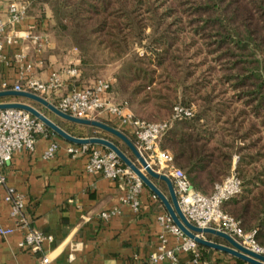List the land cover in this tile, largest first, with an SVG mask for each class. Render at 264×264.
<instances>
[{
  "label": "trees",
  "instance_id": "obj_1",
  "mask_svg": "<svg viewBox=\"0 0 264 264\" xmlns=\"http://www.w3.org/2000/svg\"><path fill=\"white\" fill-rule=\"evenodd\" d=\"M28 1L46 4L51 29L83 52L81 80L88 79L85 55L92 44L106 49L110 62L122 63L111 91L136 118L172 122L160 147L172 153L194 189L211 195L234 167L242 191L222 208L264 245V0ZM198 58L207 62L205 70ZM197 70L226 83L232 94L220 97L215 86L201 92ZM0 101L36 104L16 96ZM177 105L192 115L173 119ZM53 116L71 135L110 139L135 160L112 134ZM205 249L198 245L202 258Z\"/></svg>",
  "mask_w": 264,
  "mask_h": 264
},
{
  "label": "built area",
  "instance_id": "obj_2",
  "mask_svg": "<svg viewBox=\"0 0 264 264\" xmlns=\"http://www.w3.org/2000/svg\"><path fill=\"white\" fill-rule=\"evenodd\" d=\"M31 6L28 0H9L6 5L7 20L0 12V65L16 62L19 68V78L13 84L0 80V91L12 89L35 93L55 104L61 111L76 117L97 120H101L102 116L114 118L116 123L113 122L112 126L133 140L146 161L156 171L172 179L181 211L191 223L202 228L211 227L226 232L243 246L264 255V245H260L255 239L256 231L243 232L239 221L222 208L225 202L242 191V180L234 168L222 182L215 185L211 195H205L192 187L186 172L175 165L172 153L160 147L161 137L171 127V121L148 122L136 118L128 109L127 102L118 99L111 91L113 81L105 78H97L91 84L81 87L74 86L67 93L60 95L64 84L63 77L69 80L80 78L81 68L77 64L71 63L61 71H53L46 80H41L35 75L36 67L43 64L42 54L49 44V38L40 31L38 24H29L25 29L19 28L28 18ZM14 47L21 49L10 56L7 55L6 50ZM29 49L36 59H29ZM191 115V108L177 105L173 119ZM48 134L46 125L29 112L15 108L0 110V185L6 187L4 200L11 205V218L18 228L24 230L20 246L32 251H40L45 241H53V236L31 227L24 211V197L8 185L3 167L13 159L15 153L22 150L34 151L38 138ZM58 149L59 144L52 142L44 157L53 158ZM67 152L73 158L85 157V170L89 174L100 173L113 181L126 178L128 188L121 196L120 203L131 206L135 212L140 210V194L144 184L124 166L114 152L91 144H71ZM119 214L121 209L116 206L103 210L99 217L108 221ZM160 221L167 231L181 237L183 241L175 249H167L166 237L161 236V245L157 252L150 256L149 264L163 260H168L171 264H181L177 251L189 252L192 256L190 264H209L208 260L201 257L198 244L185 236L169 215L161 216ZM13 232L14 228L0 226L2 236ZM50 262L48 255L41 258L42 264Z\"/></svg>",
  "mask_w": 264,
  "mask_h": 264
},
{
  "label": "crops",
  "instance_id": "obj_3",
  "mask_svg": "<svg viewBox=\"0 0 264 264\" xmlns=\"http://www.w3.org/2000/svg\"><path fill=\"white\" fill-rule=\"evenodd\" d=\"M8 1L0 0V12L5 20ZM29 24H38L40 31L49 38V44L42 54L43 64L35 69V75L39 79L46 80L53 71H61L63 67L73 63L69 54L59 50L47 20L33 12L32 7L28 18L19 28L25 29ZM20 49L8 48L6 53L10 56ZM28 53L29 59H36L31 49ZM18 71L16 62L10 65L1 64L0 80L13 84L19 78ZM63 81L60 95L67 93L74 86L88 85L94 80H69L63 77ZM31 105L59 126L62 125V122L53 116L54 113L44 106L38 103ZM128 109L132 111L131 108ZM100 119L110 125L116 123L114 118L109 116H102ZM52 142H57L59 149L53 158H45V151ZM71 144L73 143L55 136V133L49 130L48 136L38 138L34 151L22 150L15 153L13 159L3 167L8 185L24 197V211L31 227L53 236V241H45L40 251L20 246L24 230L18 228L11 218V205L4 200L6 187L0 185V226L14 228L12 234L0 235V264H42L41 258L44 255L49 256L50 264H149L150 256L157 252L161 245V236L166 237L167 249H175L182 243L183 239L167 231L160 221L161 216L168 214L149 188L143 186L140 210L135 212L131 206L120 203L121 196L128 188L126 178L113 181L100 173H87L86 158H73L67 152ZM122 147L128 148L124 143ZM154 182L169 195L165 182L159 179H154ZM116 206L121 209L118 216L108 221L99 217L103 210ZM204 237L227 244L224 239L215 235L206 234ZM204 254L203 259L208 260L209 264H248L207 247ZM177 255L181 264H190L192 256L189 252L177 251ZM156 264L171 263L163 260Z\"/></svg>",
  "mask_w": 264,
  "mask_h": 264
},
{
  "label": "water",
  "instance_id": "obj_4",
  "mask_svg": "<svg viewBox=\"0 0 264 264\" xmlns=\"http://www.w3.org/2000/svg\"><path fill=\"white\" fill-rule=\"evenodd\" d=\"M10 96L27 98L35 103L40 104L41 106H44L47 110L51 111L64 120L86 126L96 127L117 137L129 148L131 153L134 155L135 160L130 158L126 152H124L117 144H115L110 139L98 136L83 138L71 135L65 129L51 120L48 116H46L43 112L29 103L16 101L0 102V110L10 108L25 110L39 119L41 122H43L46 127L53 133L70 143L77 145H99L114 152L117 157L123 162V164L128 167L147 188H149V190L155 195V197L159 199L173 223L183 232L185 236L194 240L198 245L224 252L248 264H264V255L256 253L255 251L243 246L228 233L211 227L202 228L191 223L181 211L172 179L166 174L156 171L146 161L144 156L134 144L133 140L124 132L101 120L81 118L65 113L49 100L32 92L16 91L12 89L0 91V98ZM154 179H159L165 182L168 187L169 195L165 194L156 185ZM206 234L218 236L224 239L227 244L209 240L204 237V235Z\"/></svg>",
  "mask_w": 264,
  "mask_h": 264
},
{
  "label": "rangeland",
  "instance_id": "obj_5",
  "mask_svg": "<svg viewBox=\"0 0 264 264\" xmlns=\"http://www.w3.org/2000/svg\"><path fill=\"white\" fill-rule=\"evenodd\" d=\"M32 9L33 12H36L41 18L46 19L47 22L49 23L50 26L53 25V19H52V14L49 9V7L46 4H38L34 5L32 4ZM53 31V30H52ZM53 33V39L57 46H59V50L62 52H66L69 54L71 59L73 60L72 64H77L79 67L82 68V61H81V54L83 53L79 48L76 47L74 42L71 40L70 37L62 35L60 33H56L55 31ZM137 52L141 55L143 50L141 48L136 49ZM198 57V56H197ZM87 62L86 65V72L88 75V80H95L97 78H105L114 81V76L115 73L119 72L120 68H122V63L121 62H110L111 60V55L110 53L101 47H98L95 44L90 45V48L88 49V52L85 55ZM200 62L201 64V69L205 70L207 67V62L202 58H198L196 62ZM203 62V63H202ZM214 74V73H213ZM196 77L199 79L203 80V83L200 84L201 92H210L212 88L215 86V92L220 93L225 96H229L232 94L230 89H228V85L226 83H219L217 79L214 77V75L210 74L209 72H199L198 70L196 71ZM199 90V89H197ZM225 91L224 94L222 92ZM154 107L149 108L147 110V114L150 115L151 112L153 111ZM147 120L146 118H144Z\"/></svg>",
  "mask_w": 264,
  "mask_h": 264
}]
</instances>
